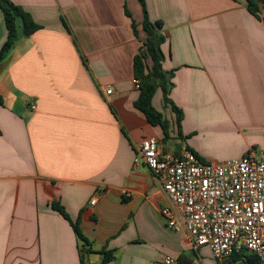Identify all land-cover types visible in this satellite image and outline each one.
Returning <instances> with one entry per match:
<instances>
[{"label": "crops", "instance_id": "obj_1", "mask_svg": "<svg viewBox=\"0 0 264 264\" xmlns=\"http://www.w3.org/2000/svg\"><path fill=\"white\" fill-rule=\"evenodd\" d=\"M9 1L41 27L0 64V264H81L75 222L90 242L84 264H103L104 252L113 253L108 264H245L218 262L171 230L169 199L135 160L150 137L204 162L264 150V23L247 2L144 0L149 20L162 23V67L183 116L179 137L158 89L152 103L169 121L166 137L135 106L134 59L147 38L139 0ZM7 36L0 8V51Z\"/></svg>", "mask_w": 264, "mask_h": 264}, {"label": "built area", "instance_id": "obj_2", "mask_svg": "<svg viewBox=\"0 0 264 264\" xmlns=\"http://www.w3.org/2000/svg\"><path fill=\"white\" fill-rule=\"evenodd\" d=\"M138 149L136 164L150 169L171 203L162 209L171 230L186 232L196 248L209 247L218 262L248 251L264 264V150L204 162L187 146L166 151L156 137L144 139ZM164 264L177 261L166 258Z\"/></svg>", "mask_w": 264, "mask_h": 264}, {"label": "trees", "instance_id": "obj_3", "mask_svg": "<svg viewBox=\"0 0 264 264\" xmlns=\"http://www.w3.org/2000/svg\"><path fill=\"white\" fill-rule=\"evenodd\" d=\"M144 7L145 19L143 21V31L147 35V38L143 41L139 50V54L134 59V72L135 79L138 81V87L140 90L139 97L135 103V106L141 110L147 117L148 121L154 126H160L168 137L170 124L162 113L157 111L153 106V97L158 89H161L164 96V103L170 105L172 110L176 113V124L178 127V134L181 137V121L182 110L177 107L170 99L169 95L173 87L172 73L166 72L162 67V61L164 59L163 52L161 50V44L164 38L160 35L159 31L162 28L161 22H152L147 17L144 0H139ZM251 14L264 23L262 13L264 11V0H245ZM0 8L3 11L5 22L8 29L7 40L5 41L0 51V64L7 57L10 51L18 42V30L16 26V20L22 17L24 20V37H28L41 26L36 24L31 15L26 12L22 7L13 4L9 0H0ZM129 15L128 11H126ZM133 30L138 35L137 27L133 22ZM0 103H2V97L0 96ZM55 210L59 211L66 219H69L63 206L60 204H53ZM77 237L83 242L81 251V264H84L85 252H91L89 248L90 242L87 237L82 233L79 224L77 222L72 223ZM83 253V254H82ZM103 264H108L113 258L112 252H104ZM231 258L234 260L242 259L245 264H259L258 259L255 256L247 255L244 252L234 253ZM245 258V259H243ZM182 261V260H181Z\"/></svg>", "mask_w": 264, "mask_h": 264}, {"label": "water", "instance_id": "obj_4", "mask_svg": "<svg viewBox=\"0 0 264 264\" xmlns=\"http://www.w3.org/2000/svg\"><path fill=\"white\" fill-rule=\"evenodd\" d=\"M16 26L18 30V38L23 39L24 37V20L22 17L17 18Z\"/></svg>", "mask_w": 264, "mask_h": 264}]
</instances>
